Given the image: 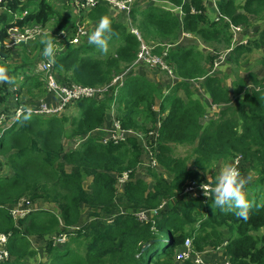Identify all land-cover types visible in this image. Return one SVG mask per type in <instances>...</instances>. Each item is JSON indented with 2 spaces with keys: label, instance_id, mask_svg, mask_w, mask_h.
<instances>
[{
  "label": "trees",
  "instance_id": "trees-1",
  "mask_svg": "<svg viewBox=\"0 0 264 264\" xmlns=\"http://www.w3.org/2000/svg\"><path fill=\"white\" fill-rule=\"evenodd\" d=\"M160 1L181 6L182 14ZM205 2L147 0L143 9L134 5L129 15L122 13L129 19L124 24L122 14L114 18L107 2L101 1L82 18L88 24L101 17L111 21L108 41L114 49L104 53L86 37L78 44L59 39L61 30L70 37L76 31L75 18L67 13L70 6L57 9L50 0L0 3V66L14 80L0 83V116L13 118L18 105L37 106L35 98L46 87L44 73L37 68L44 57L42 40L31 49L26 42L7 47L11 27L21 31L34 25L49 27L54 47L64 46L53 56L62 84L102 87L130 70L118 89L111 86L101 97L81 98L66 107L77 114H31L25 120V112L9 126H0V232L10 234V258L0 264H28L30 257H38L32 237L44 240L47 264H198L193 258L178 259L188 237L195 252H222L221 262L264 264V76L250 73L251 87L246 80H241L240 89L233 83L234 103L224 77L219 70L213 72L215 54L199 43L231 48L232 27L248 30L254 17L264 19V0H216L226 17L218 21L209 16ZM127 25L138 29L142 40ZM184 32L196 39L182 40ZM162 41L171 45L165 61L176 76L165 94V85L136 64L142 43L159 42L153 52L162 54ZM257 49L264 67V26L233 47L227 58L237 61ZM16 53L22 62L13 61ZM199 79L212 104L223 106L217 110L219 117L207 123L202 122L206 102L194 94L190 83ZM113 104L122 128L138 135L118 143L102 141L105 127L111 126ZM150 125L157 130L158 141L146 148L140 129L148 134ZM176 146L186 150L178 153ZM147 153L155 154L170 178L154 168L147 169L151 183L138 174ZM235 160L241 173L251 176L244 187L251 205L246 220L211 208L210 198L185 193L188 181L211 183L220 162ZM22 198L34 208L16 219L9 208ZM85 208L88 219L83 220ZM61 234L67 241L55 244L54 237Z\"/></svg>",
  "mask_w": 264,
  "mask_h": 264
},
{
  "label": "built area",
  "instance_id": "built-area-1",
  "mask_svg": "<svg viewBox=\"0 0 264 264\" xmlns=\"http://www.w3.org/2000/svg\"><path fill=\"white\" fill-rule=\"evenodd\" d=\"M3 0H0V3ZM101 1L107 2V4L110 7L117 8L119 11L124 13L125 15L130 13L132 10L135 2L137 0H73V5L75 11L77 10L79 13L83 10H90L94 8L97 4H99ZM166 4L164 5V8L171 10L173 12H181V6H175L170 1H163ZM215 9H216V20H221L224 17L220 12L219 9L216 6L215 1ZM191 12H196L195 8H191ZM43 27L40 25H34V26H28L24 31H21L18 26L11 27L8 31V39L6 40L7 47H14L22 42H28L32 40L35 36L39 35L43 31ZM133 32L139 37L140 40H142L141 34L135 27L132 28ZM243 28L241 26H233L232 31V42H231V48L226 49L228 52L232 50L233 47H235V44L237 42H247V38L244 40L240 39V34ZM87 33V30L85 31L83 24L77 22L76 31L73 34L72 37L68 35L67 32L61 30L57 36H59V39L67 40L69 39L72 43L78 44L81 42V35ZM185 36L190 37V33H183ZM241 40V41H240ZM148 44L142 43L141 49L138 54V59L136 61V64L139 61L147 62V63H161L162 65H168V63L165 61V55H167V52L163 50L162 54H156L153 52L154 47L146 46ZM150 45V44H149ZM156 47V46H155ZM64 48V46H56L55 49H61ZM153 56V57H152ZM160 56V57H159ZM157 57V58H156ZM164 57V63L162 61V58ZM159 58V59H158ZM160 60V61H159ZM171 68V67H170ZM172 69V68H171ZM39 71H42L45 76V86L48 92V99H42L40 102L38 101L37 106H25V105H18L15 109V114L13 115V120L17 117H19L21 114L25 113V108L31 109V114H61L66 110V107L72 103L75 100L85 98V97H101L103 92L106 91L111 86H116L118 89L120 86H122L125 82V78L130 70H127L124 73H121L113 78L110 84H107L105 86H99V87H92V86H83L80 84H62L58 81L55 71H54V62L53 57L49 58L45 61H43L39 65ZM173 70V69H172ZM171 71V70H170ZM116 89V90H117ZM159 105V103H157ZM216 106V105H215ZM7 119V117L2 114L0 116V126L3 125V122ZM111 126L105 127L106 135L108 137L106 138V135H104L102 141L108 142L109 140H113L115 143H118L121 140H125L129 135H138V133L133 129H124L122 128L120 121L112 115L111 117ZM154 135H157V130H153ZM140 139H143L142 133L140 132ZM154 137V136H151ZM77 145V143L75 144ZM150 162L152 165L159 166V163L157 162V159H155V154H150ZM238 160H235L234 166L237 167ZM154 168V167H150ZM127 178V175L120 177L118 184H123ZM207 183V182H206ZM207 185H211V183H207ZM201 189V190H199ZM185 193L187 197H205L204 190L200 186L198 187L197 181L190 180L188 181L186 187H185ZM208 198V197H206ZM165 202L160 206L162 208L164 206ZM34 208L33 203L27 199L22 198L17 203H15L12 207H10L11 214L17 219L20 217L26 216L32 209ZM158 212V209L156 210ZM142 216H146L145 212L140 213ZM9 235L4 232H0V262L3 260H6L10 258V252L7 248ZM59 238V240H65L66 236L64 234H61L59 236H55V239ZM185 249L180 252L178 255V259H186V258H193L195 262L198 264H207L204 262V260L200 257L202 253L195 252L192 249V240L190 237H188L184 243ZM214 264H230L228 262H216Z\"/></svg>",
  "mask_w": 264,
  "mask_h": 264
},
{
  "label": "rangeland",
  "instance_id": "rangeland-1",
  "mask_svg": "<svg viewBox=\"0 0 264 264\" xmlns=\"http://www.w3.org/2000/svg\"><path fill=\"white\" fill-rule=\"evenodd\" d=\"M50 1L52 2V4L55 5V8H57V9L62 7L58 3L60 1H57V0H50ZM68 1H69V3L72 2V0H68ZM215 1L216 0H206V2H205L206 8H207V13L209 14L210 17H213L214 19H215V15H216ZM238 1L240 2L241 0H238ZM146 2H147V0H140V4L137 3L134 5L135 6L139 5L140 6L139 8L143 9L146 6ZM216 6H217V2H216ZM68 7L69 6H63V8H68ZM110 8H111L112 16L116 19H120V17H121L120 15L122 14V12L119 11L117 8H114V7H110ZM83 12H87V11L83 10L82 12L79 13L76 10L73 12L72 15L76 21L75 25L77 26V22L79 21V23L83 24L85 31L87 30V33H89L90 31H92L94 29V27L96 26L97 23L96 22H90V24H88L87 19L82 18ZM122 19H123L122 22H124V24H128L129 19L127 18V16H125V15L123 16V14H122ZM216 21H218V20H216ZM252 22H253V24H252V27L250 29H248V30L243 29L241 31L240 39H242V40H244L245 38L251 39L254 32L258 31L259 29H261L264 26V19H258V18L254 17ZM127 26H129V25H127ZM129 28L133 32V29H132L133 26L132 27L129 26ZM63 31L66 32L67 30H63ZM87 33L82 34L80 37L81 38L86 37ZM46 37H51L52 39H54V36L52 35V32L49 29V27L43 29L41 34L35 36L32 40L26 42V43H29L26 45L30 49L33 47L35 48L37 41L43 40ZM189 38L196 39V36L194 34L193 35L191 34V36ZM181 39L182 40L187 39V36H185V34H183L181 36ZM159 42H161V41H159ZM159 42H151L150 45H146V46H149L151 48L155 47V46H159L160 45ZM199 43H200V46L202 49H204L205 51H209L212 54H215L216 58H215V62H214L213 72H217L219 70V74L222 77H224L225 82H227V84L230 88L234 103H236V96L237 95L235 93L233 83L237 82L235 84V86L237 89H240L242 87L241 80H246L248 82V86L251 87L252 82L249 78L250 73H254L258 77L264 76V67H263L262 62H261L262 55L258 49L255 50L254 52H250V53L241 55L240 58L237 61H235V60H232L231 58H229V59L227 58L229 52L226 50V48L216 49V48L222 47L221 45L216 44L215 45L216 48L211 47V46H210L211 47L210 48L208 45H206V43L204 41L199 40ZM242 43H246V42H241V43L237 42L235 44V46H237L238 44H242ZM162 44H163L162 46H164L165 52H167V48L171 45H169L168 43H165L163 41H162ZM173 45L174 44H172V46ZM57 46H59V45H57ZM113 49H114V47H112V44H109V41H108L107 51H111ZM57 51L58 50L55 49V52H57ZM20 52L22 53V49H20ZM19 54L20 53L15 54L13 61H15V62H22L23 61V59L21 60ZM23 55H24V53H23ZM161 58H162V61L164 63V57H161ZM47 59H49V58L48 57L41 58L37 63V68L39 69V65ZM138 65L141 68L143 67L145 70H149L150 76L153 80H155L156 82H159V83H163L165 85L164 86V94L170 89V87H171L170 83L172 82V80H176V76L174 74V71L170 67H168L167 65L164 66L161 63H147V62H142V61H139ZM190 83L192 85V90H193L194 94L198 98H200L206 102L207 110H206L205 116L202 119V122L207 123L210 119L219 117L217 110L222 108L223 106L220 107V106H215L212 104L211 100L209 99V97L206 93V90L204 87L205 83H204L203 79L191 80ZM44 86H45V82H44ZM16 89H18V86L16 87ZM15 94L17 95V93H15ZM42 99H48V92H47L46 87H45V93L43 95H41V97L35 98V100L39 101V102ZM13 102H17V99L13 98ZM157 102L159 103L160 100H158ZM116 110H117V104H113L111 114L115 116ZM64 113H69L71 115L77 114L76 110H74L73 107H72V109H69V108L66 109L64 111ZM61 114H59V115H61ZM12 121H13V118H11V119L8 118L3 122L2 126L7 127L12 123ZM148 129H149L148 134L144 133V131L141 129H140V132L142 133V136H143L142 137L143 138L142 139L143 144L146 146V148H151L157 144L158 138H156V136H154V133H153L154 128L152 129L151 125L148 127ZM151 136H154V137H151ZM107 137H108V135H106V138ZM66 146L69 148V147H71V144H68L66 142ZM174 148H175L174 150L178 153H183L186 150V147H183V146H176ZM223 164H225V163L220 162L216 166V170H218L219 167L222 166ZM232 164H234V163H232ZM150 167H154L155 170H158L159 172H161L162 174L166 175L169 178L171 177V176H169V173L166 172L161 167H159L157 165H152L150 162V154L147 153L146 156L142 160V165H141L142 169H140L138 171V174L142 177H145L149 181H150V176L148 175L147 169H149ZM150 183H151V181H150ZM197 184H198V187L200 188V186L202 184H207V183L205 181H197ZM118 188L121 189L122 185L118 184ZM199 190H201V189H199ZM53 206L54 205H52V207ZM86 219H88V209L87 208H85L83 210V220H86ZM53 241L55 244L59 245V244H64L67 240L65 239L62 241V240H59V238L55 239V237H54ZM31 242L33 245L32 248H34L36 250H39L40 248H42V250H43L44 240H36L35 237H32ZM44 256H45V253L43 250V254L39 255V257H37V256L36 257H34V256L30 257V259L28 260L29 261L28 264H47V261L43 260L45 258ZM220 256H222V252L212 251V250L202 252V254L200 255V257L207 264H214L216 262H221Z\"/></svg>",
  "mask_w": 264,
  "mask_h": 264
},
{
  "label": "clouds",
  "instance_id": "clouds-1",
  "mask_svg": "<svg viewBox=\"0 0 264 264\" xmlns=\"http://www.w3.org/2000/svg\"><path fill=\"white\" fill-rule=\"evenodd\" d=\"M111 31L109 18L101 17L94 29L86 34L87 42L94 45L101 53H104L108 48ZM42 44V55L52 58L55 52L54 40L51 37H46L42 40ZM0 83H14V80L3 66H0ZM25 112L27 114L24 119L27 120L30 118L31 109L26 107ZM250 180L251 176L243 175L238 167L232 163H225L219 167L211 185L202 184L201 187L204 190L205 197L210 198L211 208L219 209L221 212H233L237 217L246 220L251 205L244 187Z\"/></svg>",
  "mask_w": 264,
  "mask_h": 264
},
{
  "label": "crops",
  "instance_id": "crops-1",
  "mask_svg": "<svg viewBox=\"0 0 264 264\" xmlns=\"http://www.w3.org/2000/svg\"><path fill=\"white\" fill-rule=\"evenodd\" d=\"M57 1H60V2H58V3L62 6V7H61L62 9H63V6H71L72 8L69 9V10L67 11V13H71V12H72V14H73V12L75 11V9H74V5H73V0H72V2H70V3H69L68 0H57ZM136 3H139V4H140V0H137ZM159 4H160V5H165L166 3L163 2V1H160ZM174 81H175V80H172V83H173ZM41 254H43V250H42V248H40V249L38 250V257H39V255H41ZM43 260H45V258H44ZM43 260H42V261H43Z\"/></svg>",
  "mask_w": 264,
  "mask_h": 264
},
{
  "label": "water",
  "instance_id": "water-1",
  "mask_svg": "<svg viewBox=\"0 0 264 264\" xmlns=\"http://www.w3.org/2000/svg\"><path fill=\"white\" fill-rule=\"evenodd\" d=\"M147 246H148V244H145L143 248L146 249Z\"/></svg>",
  "mask_w": 264,
  "mask_h": 264
}]
</instances>
